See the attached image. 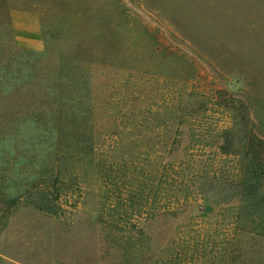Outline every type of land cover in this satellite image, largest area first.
I'll list each match as a JSON object with an SVG mask.
<instances>
[{
    "label": "rangeland",
    "instance_id": "1",
    "mask_svg": "<svg viewBox=\"0 0 264 264\" xmlns=\"http://www.w3.org/2000/svg\"><path fill=\"white\" fill-rule=\"evenodd\" d=\"M31 53L41 84L0 83V264H264L242 202L207 183L213 130L264 138V0H0V80ZM143 94L165 116L199 97L175 146L174 121L129 107Z\"/></svg>",
    "mask_w": 264,
    "mask_h": 264
},
{
    "label": "trees",
    "instance_id": "2",
    "mask_svg": "<svg viewBox=\"0 0 264 264\" xmlns=\"http://www.w3.org/2000/svg\"><path fill=\"white\" fill-rule=\"evenodd\" d=\"M8 49L17 50L18 48ZM44 56L45 55L43 54L35 55L31 53V56L29 59H27V63L25 65L15 66L13 64L11 65V68L1 69V72L6 71L8 73L4 74V76L7 75L10 78V81L6 82L0 80V83L3 84L2 87L5 88L8 86L9 89L14 90H16L18 87L26 88L28 84L22 86L24 82H21V79L23 77H26L27 74H29V76L33 79L31 81L33 86L36 82V77L37 83L41 84L44 79L42 75L48 71H45L40 75H32L34 71L29 72L28 69L35 64V61H39V58L43 59ZM23 66H27V68L24 69ZM26 90L29 89H23V91ZM146 95L147 94H143L137 97L135 95L132 96L129 107L137 108L135 109L134 113L137 112L138 114L141 110H146L141 117L142 119L151 123H155L156 118L158 122L164 124H166L167 121L168 124L174 121L176 123V128L174 130L176 142L170 145L175 146L179 143V128L186 124L189 119H191V117H193V115L186 111V103L194 101L198 102L199 97L196 96L193 98H186L183 97V94H180L173 100L172 103L174 104L176 110L174 116H172L171 114H169V116H165L162 112H159L156 115L153 114V111L155 110L154 98L152 96ZM163 107L165 109H170L169 104ZM154 116L156 117L154 118ZM247 120L249 121V119ZM237 125H239V123H235L233 122V120H231L227 128H222L220 126V128L213 130V132L211 133L212 137H224L225 144H216L214 146H210V148L214 150L212 154L215 156V158L212 159V161H209L210 163L207 164V168H209L210 171L207 175L210 178V182L208 181L207 183H209V185H213V187H215V184H218V187H220L221 191H223L224 199H239L242 202L239 207L242 209L240 210V213L236 216V218H239L241 216V223H245L243 228H250V231L246 230L247 232H260L259 234L264 235V138L256 133L257 130H251L248 133L250 139L247 143L241 144L240 142H236L235 138L240 137L242 133H244V135L242 136H247V132H245L246 129H237ZM116 139H118V136L116 137ZM101 145L102 143H99L98 140L95 141V144H93L92 152L94 156H96L95 152L97 147H100ZM117 148L118 146L113 147V151H111L109 155H112L110 157H117L118 159H121L124 154H122L120 158L119 155H117L115 152ZM193 151L194 150H189L190 155H194ZM187 155L189 156L188 153ZM195 162L198 163L197 161ZM107 166L108 165L106 162H103L101 165L99 163V167H101V173L103 174V176L107 177L103 178L108 179L107 181H110L111 175L109 174V169ZM178 166L179 167H177V169L174 168L173 175H177V179L182 181L185 179V174L183 173L184 168L183 166ZM178 170L182 171L179 172ZM114 179L116 180L113 181ZM113 180L111 181H113V185L117 190L124 189V186L127 185L128 182L129 184L127 188L134 189V186H132L133 181L122 179L119 175L115 176V178L113 177ZM56 181L57 179L55 178L54 182ZM214 181L216 182L215 184H213ZM146 186L147 182L145 180L144 187ZM59 193V190L53 191V194L55 196ZM35 205L40 210L45 208V206L39 203Z\"/></svg>",
    "mask_w": 264,
    "mask_h": 264
}]
</instances>
